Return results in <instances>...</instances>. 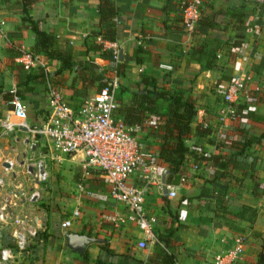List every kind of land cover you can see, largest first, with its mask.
<instances>
[{"label":"crops","instance_id":"1","mask_svg":"<svg viewBox=\"0 0 264 264\" xmlns=\"http://www.w3.org/2000/svg\"><path fill=\"white\" fill-rule=\"evenodd\" d=\"M17 1L0 0V118L10 109L8 89L16 85L26 105L27 122L42 124L48 116L45 71L73 107H78L98 89L97 82L89 81L78 64L59 72L61 62L44 55L45 71L42 67L30 70L23 67L18 59L22 51H32L35 41L33 31L22 25ZM98 1L39 0L30 14L34 20H41L44 31L55 35L61 54L71 55L77 63L88 64L93 59L97 64L95 74L104 73L108 77L115 66L113 58H101L98 51L87 50L86 44L87 36L99 20ZM185 1L116 0L117 39L108 42L97 35V41H103L105 48L115 43L119 52L122 51L118 63L124 61L125 67L121 68L119 77L125 90L120 92L118 88L117 91V119L124 121L125 108L152 91L150 86L145 90L144 76L152 77L170 95L180 89L192 95L197 113L191 122L187 143H196L206 156L220 155L222 159L214 166L207 161L194 169V159L188 156L184 173L174 176L172 182L165 177L166 185L176 186L174 197L163 193L162 184L147 187L146 207L157 218V236L173 229L174 264H211L216 254L232 248L240 237H243V252L237 264H264L258 261L259 254L264 253V209H260V206L264 208V137L258 140L264 132V122L246 114L235 124H222L216 115L222 103L219 85L241 72H248L252 77L246 87L248 99L244 104L254 116L264 115V98L261 99L264 97V0H202L201 15L216 14L214 26L202 33L188 31L182 24L181 5ZM234 11L243 14L240 28L233 27L231 13ZM233 41H239L238 46H232ZM202 45L204 50L199 57L188 55L192 47ZM13 51L19 56H12ZM207 53L215 57L211 67H207L210 59ZM242 53L249 54L248 62L237 59ZM151 106L154 108L153 103ZM159 109L162 112V106ZM157 118L150 114L139 124L124 121L138 128L136 135L148 155L156 156L159 151L161 132L157 126L150 125ZM197 126L210 129V133L199 139L194 136ZM26 135L21 128L6 137L0 135V145L15 151L19 145L25 151L28 147L30 156L46 153L48 165H54V172L63 176L60 183L54 184L57 188H61L60 184L68 186L66 189L72 190L73 196L65 201L13 202L14 213L24 211L35 217L44 238L42 243L32 244L30 258L22 264L116 262L118 256H107L101 244H107L115 254L143 260L154 251L155 244L147 249L136 246L143 234L134 222L115 226L108 219L113 213L126 210L108 197V187L99 173L84 167L80 152L66 155L56 151L51 157L42 139L31 147L23 141ZM220 135L226 139L221 140ZM244 139H250L251 143L241 155H236L229 143ZM23 157L28 160L27 156ZM27 160H22L23 167ZM181 176L185 177L184 181ZM243 205L256 210L254 217L241 213ZM76 208L79 215L69 228H62V220L70 217ZM77 235L102 241L88 243L78 250ZM0 236L3 245L12 240L10 235L9 238L3 233Z\"/></svg>","mask_w":264,"mask_h":264},{"label":"built area","instance_id":"2","mask_svg":"<svg viewBox=\"0 0 264 264\" xmlns=\"http://www.w3.org/2000/svg\"><path fill=\"white\" fill-rule=\"evenodd\" d=\"M201 3L202 0H186L181 5L183 24L188 31L195 30L200 17ZM111 44L112 58L116 65L119 49L115 43ZM237 59L246 63L249 54H238ZM18 60L26 70L42 67L45 71L47 65L42 54L32 51H22ZM114 68L108 77L103 78L104 85L84 99L78 107L72 106L62 89L51 81L45 71L48 116L42 124L31 125L27 122L26 105L18 87L13 85L8 89L10 109L0 118V135L6 137L21 128L28 134L23 138L24 143L32 147L38 139H42L51 157L56 151L66 155L80 152L84 167L95 169L99 173L103 183L108 187V197L126 210L125 213L115 212L108 219L115 226L125 221L134 222L143 234L136 242V246L139 249H147L161 243L156 232L157 218L147 211V187L161 185L162 175L167 168L158 155L145 153L136 135L137 127L117 119L120 77ZM251 79L248 72L235 73L228 81L219 85L222 103L217 108L216 115L220 123L235 124L234 122L241 121L247 114V109L240 110L239 105L248 99L245 91ZM219 137L223 141L226 139L222 135ZM29 160L26 162L25 171L36 182L48 179L46 153L39 157L31 155ZM203 163L206 162L198 160L192 163V167L200 168ZM13 164V160L0 157V234L3 228L9 226L14 243L12 247L3 245L0 240V264H15V260L24 251H28L29 244L35 242L40 244L44 240L35 217L24 211L14 213L12 207L14 204L7 196H3L4 175ZM181 180L184 181L185 177L181 176ZM166 186L168 195L174 197L176 186ZM39 198V191L33 190L27 202L35 204ZM9 206L12 208L11 213ZM78 215L79 210L76 208L70 217L62 220L61 227L69 228ZM242 252L243 237H240L232 248L216 254L211 264H237Z\"/></svg>","mask_w":264,"mask_h":264},{"label":"trees","instance_id":"3","mask_svg":"<svg viewBox=\"0 0 264 264\" xmlns=\"http://www.w3.org/2000/svg\"><path fill=\"white\" fill-rule=\"evenodd\" d=\"M7 1V0H6ZM39 0H18L16 5L21 10V20L22 25L31 29L34 33V45L32 47V52L40 53L47 58H53L61 62L59 72L62 69L68 67L72 68L74 65H77L83 69L87 74V79L91 82L96 81L97 87L100 88L104 85L102 81L103 78H106L104 73L95 74L97 69V64L93 59H90L88 64L86 63H77L71 55L61 54L57 49V42L55 35L51 32H46L41 28V20H34L30 14L32 6L37 3ZM202 8V3H201ZM118 7L116 0H99L97 4V12L99 15L98 23L95 25V28L91 31V34L86 38L87 50H93L99 52L101 58H111L112 60V49L105 48L103 41L114 42L117 39V24L114 20L118 12ZM231 16L234 18L233 27L240 28L243 22V14L239 11H234L231 13ZM216 17L215 12L210 13L209 15H201L195 26L193 32L202 33L209 27L214 26V18ZM183 22V19H181ZM183 24V23H182ZM184 30V29H183ZM240 34V33H239ZM97 35L101 36L102 42L97 41ZM232 46H238L239 41H233ZM204 45L194 46L188 51L190 56H200L203 54ZM140 51V48L137 49V52ZM12 53L9 50V54ZM214 55V54H213ZM210 53H207V56L210 57L207 62V67H211L213 64V59L215 58ZM12 56L17 57L19 53L13 51ZM122 67H125L124 61L119 62L115 65V72L117 75H120V70ZM145 90L150 86L152 91H147L146 95L133 106H128L125 108V120L129 124H139L145 120L150 114H155L157 120L154 123H151V127H158V130L161 132V140L159 145L158 157L162 163L166 165L169 173L167 176V181L172 182L173 177L177 174L184 173L185 162L187 161L188 156H192L194 162L198 160L209 161L211 165H216L218 159H222L220 155H209L206 156L204 153L199 151V147L196 143L188 145L187 140L191 136V122L196 116L197 110L195 108V98L187 93L186 90L180 89L174 92V94H168L163 87H159L154 79L149 76H144L142 79ZM146 82L148 85L146 86ZM125 88L120 84L119 91L123 92ZM264 98L261 96V99ZM137 99V98H136ZM159 99H161L159 102ZM153 103L154 108L151 104ZM162 106V112L159 108ZM247 109V114L255 120H262L264 122V115L262 117H256L252 114L251 110L242 103L239 105V109ZM132 118V120L129 119ZM244 118V117H243ZM123 121V122H124ZM125 123V122H124ZM127 124V123H126ZM210 133V129L205 127L197 126L194 131V136L204 138L206 134ZM264 137V132L258 137ZM256 138V137H255ZM257 139V138H256ZM251 143L250 139H244L243 141L231 140L229 145L235 149L236 155H241L245 147ZM241 213L249 214L248 216H253L256 214V210L251 206L243 205ZM252 217V218H253ZM173 229L169 230L167 233H160L158 239L161 243H156L154 245V251L148 255V257L143 260L139 257H133L126 254H115L111 249L107 247V244L99 245L102 249L105 250L107 256H118V260L110 264H174L175 250H174V240L172 239ZM259 262L264 261V253L259 254Z\"/></svg>","mask_w":264,"mask_h":264},{"label":"rangeland","instance_id":"4","mask_svg":"<svg viewBox=\"0 0 264 264\" xmlns=\"http://www.w3.org/2000/svg\"><path fill=\"white\" fill-rule=\"evenodd\" d=\"M22 96V94H21ZM25 148L22 145H19V148L15 150H9L3 148V145H0V154L1 157H11L13 158V168L10 169L8 172L5 173V185H4V191L3 196H7L9 198V201H12V204H14V201H29L28 197L30 195V192L33 190H38L40 193L39 201H65L68 200L73 196L72 190H68V186L63 187V184L61 185V188H57V184H54L55 182L60 183L61 180H63V176H60V173L54 172V165L49 164V177L48 179L44 181H35L33 177H31L25 170L26 167H23L22 160H27L23 156H27L28 160L30 157L31 149L26 147ZM25 152V154H24ZM27 153V154H26ZM4 155V156H3ZM36 155V154H35ZM40 155H36V157H39ZM27 160V161H28ZM31 161V160H29ZM1 197V196H0ZM260 209H264L263 206H260ZM1 233L6 234V238H9L10 236V227H5L1 230ZM11 240V237H10ZM8 245L14 246V243L12 240L10 242H7ZM33 243L29 244L28 251L30 250ZM23 252L19 258L15 260V264H22L24 260H28L30 258L29 252ZM264 262V261H263Z\"/></svg>","mask_w":264,"mask_h":264},{"label":"water","instance_id":"5","mask_svg":"<svg viewBox=\"0 0 264 264\" xmlns=\"http://www.w3.org/2000/svg\"><path fill=\"white\" fill-rule=\"evenodd\" d=\"M119 59H122V51L119 52ZM168 173H169V171L166 169L165 172H164V174L162 175V178H161V181H162V189H163V193L164 194H167L168 193L167 186L165 184V177H166V175ZM9 212L11 213V209L9 210ZM76 239L80 242L79 246L77 247L78 250H81V248L83 246H85L86 244H88V243L96 242V241H98V242H101L102 241L101 239L92 238V237H88V236H85V235H77Z\"/></svg>","mask_w":264,"mask_h":264},{"label":"flooded vegetation","instance_id":"6","mask_svg":"<svg viewBox=\"0 0 264 264\" xmlns=\"http://www.w3.org/2000/svg\"><path fill=\"white\" fill-rule=\"evenodd\" d=\"M79 244H80V242H76V243H75V246H76V247H78V246H79Z\"/></svg>","mask_w":264,"mask_h":264}]
</instances>
